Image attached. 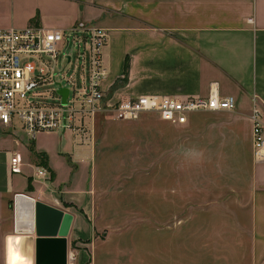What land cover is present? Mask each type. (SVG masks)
<instances>
[{"label":"crops","instance_id":"0c3cea01","mask_svg":"<svg viewBox=\"0 0 264 264\" xmlns=\"http://www.w3.org/2000/svg\"><path fill=\"white\" fill-rule=\"evenodd\" d=\"M29 1L19 19L0 23V27L34 23L67 30L90 24L108 30L102 55L106 76L101 88L109 104L144 94L206 97L213 82L218 83L220 96L235 98L236 108L212 113L213 122L205 124L201 112L190 114L188 122L195 131L206 129L209 156L231 161L230 171L207 169L202 174L243 177L242 186L233 189L232 200L236 198L237 204L232 206L252 209L251 237H247V221L241 216L236 254L249 255L250 264H264V162L254 161L250 119L254 96L264 110V0ZM126 61L128 78L122 81ZM76 75L87 80V66L79 68ZM103 114L114 119L110 113L98 114L85 136L54 131L39 133L34 139L13 137L0 172V264H38L39 256L44 264H56L57 256H62L64 243L52 240L59 236H44L47 241L38 243L37 203L73 216L66 236L67 264H113V249L107 243L111 233L102 232L99 210L111 193L103 183L104 167L98 168L93 133ZM15 150L23 156L20 173L11 171ZM194 152L200 153V149ZM35 165L47 167L50 179L38 178ZM200 172L199 168L186 173L180 169L179 176H198ZM147 187V195L155 194L151 179ZM40 212L43 233L53 234L54 212L46 207Z\"/></svg>","mask_w":264,"mask_h":264},{"label":"rangeland","instance_id":"374dc122","mask_svg":"<svg viewBox=\"0 0 264 264\" xmlns=\"http://www.w3.org/2000/svg\"><path fill=\"white\" fill-rule=\"evenodd\" d=\"M29 3L16 0L13 8L12 0H1L0 23L19 19ZM62 46L63 43L59 45ZM55 90L52 83L39 88L51 103L58 101ZM104 113L113 115L111 111ZM202 113L203 122L208 124L213 122L212 113L217 112ZM98 119L100 127L93 130L98 168L104 167L103 183L111 193L99 210L102 232L111 233L109 240L105 239L113 249L111 263H251L249 255L236 254L241 216L247 221V237H251L252 209L232 206L237 204L236 198L232 200L233 189L242 186L243 177L202 174L207 169L232 170L229 159L209 156L206 129L195 131L191 122H166L156 113H146L136 120H115L107 114ZM13 137H28L18 119L9 127H0V172ZM198 149L200 153L194 152ZM192 168H199L201 174L179 176L180 169L186 173ZM150 179L156 195H147ZM250 243L248 239V247Z\"/></svg>","mask_w":264,"mask_h":264},{"label":"built area","instance_id":"2783aa9c","mask_svg":"<svg viewBox=\"0 0 264 264\" xmlns=\"http://www.w3.org/2000/svg\"><path fill=\"white\" fill-rule=\"evenodd\" d=\"M108 36L107 29L90 24L67 30L47 29L34 23L0 27V127H9L18 119L30 139L54 131L85 136L91 131V122L104 112L111 111L121 121L156 113L163 120L185 124L192 113L236 108L233 96H220L217 82L211 84L206 97L144 94L107 103L101 81L106 76L102 55ZM61 43L63 46L59 47ZM86 66L88 79L84 80L83 75L77 78V70ZM50 83L56 85L55 103L46 101L45 92L39 91ZM63 88L69 90L66 103L59 94ZM252 100L253 157L256 163H262L264 110L257 96ZM10 165L13 173L22 172L20 151H13ZM49 173L47 167L35 165L38 178L49 180ZM70 260L73 262L75 257L71 255Z\"/></svg>","mask_w":264,"mask_h":264},{"label":"water","instance_id":"95a60500","mask_svg":"<svg viewBox=\"0 0 264 264\" xmlns=\"http://www.w3.org/2000/svg\"><path fill=\"white\" fill-rule=\"evenodd\" d=\"M69 90L67 88H63L59 90V94L62 95L63 98V103H66V99L68 96ZM41 207H46L47 209H50L54 212L55 215V221H54V233L50 234V235H46L44 234V230L42 229V224H41V212H40V208ZM73 220V216L70 213H64L61 210H58L56 208L53 207H49L46 205H42L41 203H37L36 204V228H37V235L39 236L38 239V243L41 245L42 243H44L45 240L43 237L45 236H50V238H56L55 236H59L56 239H52L53 241H56L58 243L63 242L64 243V252L62 254V256H57V262L56 264H67V258H68V254H67V248H66V236L69 233L70 227H71V223ZM38 264H44L43 262V257L39 256L38 257Z\"/></svg>","mask_w":264,"mask_h":264},{"label":"trees","instance_id":"16d2710c","mask_svg":"<svg viewBox=\"0 0 264 264\" xmlns=\"http://www.w3.org/2000/svg\"><path fill=\"white\" fill-rule=\"evenodd\" d=\"M128 70H129V62L126 61L125 63V77L122 79V81H126L128 78Z\"/></svg>","mask_w":264,"mask_h":264}]
</instances>
